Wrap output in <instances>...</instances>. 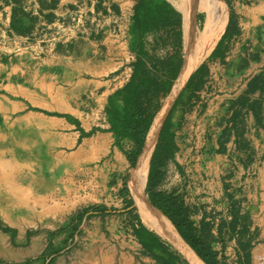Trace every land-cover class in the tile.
I'll return each instance as SVG.
<instances>
[{
  "label": "crops",
  "instance_id": "1",
  "mask_svg": "<svg viewBox=\"0 0 264 264\" xmlns=\"http://www.w3.org/2000/svg\"><path fill=\"white\" fill-rule=\"evenodd\" d=\"M140 1L0 0V90H9L8 95L13 96H57L59 100L92 96L95 106L104 104L103 109L109 98L123 111L124 96L118 92L134 73L139 57L133 55V34L140 33L138 53L147 55H142L146 68L159 81L172 82L169 96L185 64L184 10L172 0H164L169 4L165 14L157 16L143 29L134 20ZM203 1L205 5L221 4L225 8L224 28L209 55L179 90L161 125L151 158L164 126L173 145L170 156L156 165L152 193L171 195L182 205L195 238L204 241L205 248L201 249L208 264H260L257 256L264 254V0ZM172 10L179 13V19ZM206 18L202 11L192 15V36L196 41L204 35ZM169 19L172 23L180 21L178 31L175 32ZM115 32L130 34L125 42L128 55L121 57L126 69H119L102 85V66H106L119 48L120 41L112 35ZM151 54L156 55L154 59L150 58ZM203 64L202 74L197 70ZM173 66L178 69L173 70ZM203 76L200 87L190 84L191 79L195 82ZM116 79L121 84L113 86L112 81ZM101 85L104 87L100 88ZM43 106L48 110L47 103ZM3 108L0 100V111ZM72 110L85 112L84 107ZM34 118L36 114H31L30 124ZM49 118L43 120L48 131L52 133L51 128H55L53 135L62 140L66 134L60 131V126L70 127V123L59 116ZM85 125L80 127L87 132ZM97 126H89L91 132L96 130L90 138L83 137L76 158L79 162L82 156L84 165L86 154L91 159L88 162L97 161L96 155L100 154V165H94L91 171L96 176H108L118 186L121 215L116 218L106 211L102 214L95 210L88 212L90 216L76 214L67 220H130L135 226L140 222L138 230L149 237L151 231L141 228V225L145 227L141 215L132 209L131 193L129 190L122 193L138 169L128 159L135 143L128 137L118 138L117 143L109 131L110 124L102 126L103 129ZM67 135L79 142L78 132ZM119 144L127 145L128 149ZM56 167L60 168L61 164L56 163ZM137 181L135 202L141 191V177ZM98 207L103 206L94 204L92 209ZM104 209L110 210L108 206ZM44 214L54 213L47 210ZM50 219L57 220V217ZM23 237L19 233L15 241L22 244ZM140 246L146 252L141 243ZM125 257L130 264H140L135 252ZM187 259L174 257L173 264H193ZM149 261L156 264L151 258Z\"/></svg>",
  "mask_w": 264,
  "mask_h": 264
},
{
  "label": "rangeland",
  "instance_id": "2",
  "mask_svg": "<svg viewBox=\"0 0 264 264\" xmlns=\"http://www.w3.org/2000/svg\"><path fill=\"white\" fill-rule=\"evenodd\" d=\"M112 35L122 44L117 42L119 48L115 52L112 50L114 54L105 63L106 66H102L104 69L100 73L102 85L107 84L109 78L119 69L120 71L126 69L125 65L121 64V57L128 55L129 49L125 42L128 41L130 34L115 32ZM133 35L134 57L142 55L147 57L145 53L142 55L138 53L140 34ZM155 56L151 54L150 58L154 59ZM21 83L29 85L27 81ZM112 83L113 86L121 84L118 79ZM102 85L100 88L104 87ZM8 91L0 90V100L4 107L3 111H0V264H130L132 262L125 256L132 252L138 254L140 264H152L150 258L155 260L156 264H165L142 250L135 235V230L140 229V222L135 226L130 220H67L76 214L87 216L88 212L95 210H100L102 214L106 211L109 216L116 218L121 215L122 203L118 186L108 176L104 174L96 176L91 171L94 165H100V154L96 155L97 161L90 162L88 161L91 159L86 154L84 165L82 156L79 162L76 156L84 141L83 137L90 138L92 132L96 130L91 132L90 125L96 124L101 129L102 126L110 124V118L115 116L118 125L122 126L125 109L119 111L114 101H110L109 98L107 102L105 101L103 109L104 104L95 106L92 96L83 98L73 96L61 98V101L57 96H13L8 95ZM143 91L141 89V92ZM43 103L49 105L48 110ZM82 107L85 112L72 110ZM30 113L36 114L32 124L29 123ZM51 116L62 117L61 119L71 125L60 126V131L66 134L60 141L53 135L55 128H51L53 131L51 133L43 122L46 119L50 120ZM154 119L155 117L153 121ZM81 124H86L87 132L80 127ZM110 128L109 131L113 133L116 142L120 137L126 138L114 133ZM121 131L128 133L124 128ZM71 132L80 134L79 142L67 135ZM119 145H124L128 149L125 144ZM55 158L60 161H54ZM150 161L151 156L149 164ZM56 163H60L61 167H56ZM132 177L133 180H129L127 189L131 193L129 195L133 211L139 212L131 188L132 182L134 184L136 180H140L139 166ZM146 187L144 195L149 203ZM7 189L17 190L21 197L17 205H8L12 193ZM94 204L103 207L93 210ZM105 206L109 207V212L104 209ZM47 210L54 214H44ZM52 216H56L57 220L50 219ZM141 228L146 229L143 225ZM19 233L24 235L22 244L15 241ZM163 245L172 256L188 260L171 243L163 241Z\"/></svg>",
  "mask_w": 264,
  "mask_h": 264
},
{
  "label": "trees",
  "instance_id": "3",
  "mask_svg": "<svg viewBox=\"0 0 264 264\" xmlns=\"http://www.w3.org/2000/svg\"><path fill=\"white\" fill-rule=\"evenodd\" d=\"M168 6L169 4L164 0H141L136 6L134 20L137 22L139 28L142 27L143 29H146L153 19H156L159 15L165 14V10ZM172 11L173 15L179 19V13L174 10ZM178 19L174 23H172L169 19V24H173L175 32L180 28V21L178 22ZM139 36L141 44L142 34ZM204 68L205 65L203 64L197 72L203 74L205 72ZM177 69V66H173V70ZM203 82L204 76L201 77L199 81L193 82L192 79L190 80V84L195 87H200ZM171 87L172 82L159 81L157 77L146 68L145 62L140 56L134 64V73L130 82L120 92H118L124 96L125 101V110L123 111L124 123L122 126L118 125V121L115 116H113V118H110V130L120 136H126L134 141L135 149L128 154V159L134 168H138L139 166L142 151L152 125L153 118L163 105ZM141 89L144 91L141 92ZM168 118L169 116L166 121ZM120 128L121 130L124 128V130L128 131V133H122L123 131H121ZM164 128L165 126L161 131L160 141L156 147L157 149L150 161V169L148 172L149 181L147 183L146 190L149 196L150 205L152 206L151 208L162 213L167 219L160 215L157 211H153L151 208L150 209L156 216L171 224L179 233L181 238L194 250L201 260L205 264H208L206 255L202 253L201 249L205 248L204 241L199 238H195L193 234V226L187 218L185 209L182 205L179 204V202L171 195H155L152 193L153 180H155L157 175L156 165L163 163L170 156V151L173 145L168 129ZM164 136L166 137L165 139ZM131 188L135 197L139 188L137 180L134 184L132 182ZM125 191L128 192V189L126 188L122 190V193H125ZM145 234L146 232L144 233L140 232V230H135V235L139 242L143 245L146 252L150 253L156 259L165 264H173L174 256L168 253V249L163 245V241L157 238L152 232L148 233L150 235L149 237Z\"/></svg>",
  "mask_w": 264,
  "mask_h": 264
},
{
  "label": "bare ground",
  "instance_id": "4",
  "mask_svg": "<svg viewBox=\"0 0 264 264\" xmlns=\"http://www.w3.org/2000/svg\"><path fill=\"white\" fill-rule=\"evenodd\" d=\"M172 1L184 10L185 64L180 74L179 81H177L174 86L175 88L173 92L168 96L167 100L165 101V105L161 111H158L159 113L155 116V119L151 125L143 153L140 171L141 191L137 197V205L142 222L149 231H151L159 239L174 245L183 254H185L193 262V264H205L194 252V250L181 238V236L171 224L150 211V205L144 195V191L147 183L149 159L160 127L179 90L184 86L190 74L195 69H197V67L209 55L217 40L219 39L226 20V10L221 4L205 5L203 0ZM199 11L205 12L207 18L204 27V35L198 41H196L192 36L191 19L193 13ZM10 191L12 193V197L10 196L8 201L12 206H15L20 201L19 194L16 191Z\"/></svg>",
  "mask_w": 264,
  "mask_h": 264
},
{
  "label": "water",
  "instance_id": "5",
  "mask_svg": "<svg viewBox=\"0 0 264 264\" xmlns=\"http://www.w3.org/2000/svg\"><path fill=\"white\" fill-rule=\"evenodd\" d=\"M162 109V108H161ZM161 111V110H160ZM159 113V112H158ZM157 113V114H158ZM161 128V127H160ZM159 132H160V130H159ZM159 132H158V134H159ZM158 134H157V136H158ZM156 136V137H157ZM145 144H146V142H145ZM144 147H145V145H144ZM143 153V152H142ZM141 163H142V156H141V160H140V163H139V167L141 166ZM149 205H150V202H149ZM151 206V205H150ZM152 207V206H151ZM155 211H157L156 209H154ZM160 215H162V216H164L162 213H160L159 211H157ZM165 217V216H164ZM166 218V217H165ZM167 219V218H166Z\"/></svg>",
  "mask_w": 264,
  "mask_h": 264
},
{
  "label": "built area",
  "instance_id": "6",
  "mask_svg": "<svg viewBox=\"0 0 264 264\" xmlns=\"http://www.w3.org/2000/svg\"><path fill=\"white\" fill-rule=\"evenodd\" d=\"M257 259L260 264H264V254H260L257 256Z\"/></svg>",
  "mask_w": 264,
  "mask_h": 264
}]
</instances>
